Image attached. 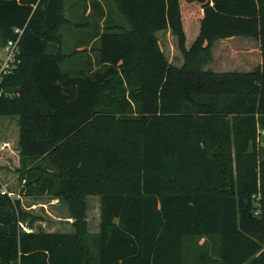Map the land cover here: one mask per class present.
<instances>
[{
  "label": "trees",
  "instance_id": "1",
  "mask_svg": "<svg viewBox=\"0 0 264 264\" xmlns=\"http://www.w3.org/2000/svg\"><path fill=\"white\" fill-rule=\"evenodd\" d=\"M114 2L129 28L65 54L62 0H0V44L25 26L4 83L17 95L0 98L20 194L59 198L73 218L71 232L25 231L0 183V264H264V0ZM166 29L180 66L158 43ZM233 35L258 41L260 64L204 69Z\"/></svg>",
  "mask_w": 264,
  "mask_h": 264
},
{
  "label": "crops",
  "instance_id": "2",
  "mask_svg": "<svg viewBox=\"0 0 264 264\" xmlns=\"http://www.w3.org/2000/svg\"><path fill=\"white\" fill-rule=\"evenodd\" d=\"M111 1L114 2V0H62L61 11H62L63 18H65V23L62 24L60 27L59 48L62 53L69 54L73 51V48H75L78 51L82 49V47L89 49L93 44L97 42L99 34L103 30L104 27H113V26L121 27L119 26L121 24L120 22L121 17L115 11L114 13H111L113 11ZM114 4L116 5L115 2ZM81 16L85 18L90 16V21L93 22L92 29H91V25L89 24V22L81 23V21L79 20L76 21V19H79V17ZM93 16L96 18H93ZM122 18L124 17L122 16ZM124 22L127 23L125 18H124ZM104 23L106 25H104ZM128 28H129V25H128ZM155 35L157 36L158 39H159V36L165 35L167 38L175 40L174 36L171 34L169 29L159 30L155 33ZM67 41L70 43H67ZM71 45L73 48H70ZM79 45L81 48L79 47ZM252 49H253V52L256 58L255 65H254V67H256L261 62V56H260V51H259V44L255 38L249 37V36L233 35L228 38L217 39L214 41L211 47L212 60L211 62L205 65L204 69L211 70L214 72L250 71L251 69L249 68L243 69V67L244 65H247V66L253 65V62L249 59H245L244 56L248 57L250 55V50ZM90 54L92 55V53ZM72 61H74V59ZM67 65L69 64H66L65 66ZM2 149H4L6 152L7 150H9L10 152L13 151L10 148V144H8V142L2 143L0 150ZM5 151L4 153H2V162H0V164H3V162L8 156V154L5 153ZM18 165H19V160H17V164H16V166L19 168ZM2 168L4 169V167ZM4 176L5 175L1 173V167H0L1 190L8 193V196L12 198L21 199L20 186H21L22 181L21 182L18 181L19 187H17V190H15L12 187L14 178H10L8 176L4 177ZM51 204H54V203L51 201ZM66 212H68L67 208H66ZM60 219L61 217H59V220ZM86 220H87V230L89 232L92 231L93 233L97 232L98 222H99V208H98L96 223H95V226L93 225L94 226L93 228L89 226L87 217H86ZM64 221L68 222L65 224V227H68V230L58 229L55 226H52L50 229H47L44 231L45 232H71L73 231V227H72L73 218L69 216V212H68V215L64 216ZM60 226H63V225H60ZM31 230L32 229H29L27 231H31Z\"/></svg>",
  "mask_w": 264,
  "mask_h": 264
},
{
  "label": "rangeland",
  "instance_id": "3",
  "mask_svg": "<svg viewBox=\"0 0 264 264\" xmlns=\"http://www.w3.org/2000/svg\"><path fill=\"white\" fill-rule=\"evenodd\" d=\"M111 4L113 10L111 13H114L115 11L121 17L120 18L121 24L119 25L121 26L120 28L128 29V24L124 22V18H122V16L118 12V9L113 1H111ZM93 18L96 17L93 16ZM78 20L81 21V23L89 22L92 29L93 22L90 21V16L87 18L81 16L79 17V19H76V21ZM104 25L106 24L104 23ZM158 40H159L158 43L160 45V48L164 56L167 58V60L176 66H180L183 61L182 60L183 58L181 53L178 51L176 47L175 40L169 39L165 35L159 36ZM67 43L70 42L67 41ZM70 48H73L72 45L70 46ZM253 49L250 50V55L248 57L244 56L245 59L251 60L253 62V65H248V66L244 65L243 69L254 68L256 58ZM17 136H18V125H17L16 117H10V116L0 117V147L2 146L3 142H8V144H10V148L14 151L13 153V151L10 152L9 150H7V152L4 149L0 150V155H1L0 162H2V153H4L5 151V153L8 154L3 164H0L1 173L5 175L4 177L8 176L10 178H14L12 187L15 190H17V187H19L18 181L20 182L18 178L20 174V170L16 166L17 160H19L18 149H17ZM260 145L264 149V135L260 136ZM2 167H4V169ZM20 195H21V199H19L20 206L29 214V216L25 218V220L22 222L21 228L23 230L25 231L29 229L47 230L50 229L52 226H55L58 229L68 230V227H65V224L68 222L64 221V216L68 215V212H66L67 205L64 201H62L59 198H55L49 194H43L37 196H27L24 194H20ZM51 201L54 204H51ZM98 208H99V200L97 196H89L86 198V217L88 218V223L89 226H91V228L95 226L96 218L98 214ZM59 217H61L60 220ZM200 241L203 240L201 239ZM208 244H210L209 247L212 246L211 243Z\"/></svg>",
  "mask_w": 264,
  "mask_h": 264
},
{
  "label": "built area",
  "instance_id": "4",
  "mask_svg": "<svg viewBox=\"0 0 264 264\" xmlns=\"http://www.w3.org/2000/svg\"><path fill=\"white\" fill-rule=\"evenodd\" d=\"M24 27L14 28V37L8 38L3 44H0V98L16 96L17 93L9 91L4 83L6 78L16 69L20 63V40ZM260 135H264V130L259 131ZM2 193H6L1 190ZM8 194V193H7Z\"/></svg>",
  "mask_w": 264,
  "mask_h": 264
}]
</instances>
